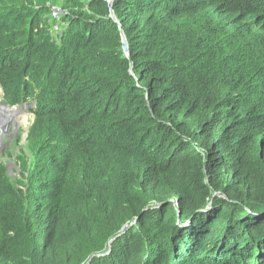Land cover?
Instances as JSON below:
<instances>
[{
	"label": "trees",
	"instance_id": "16d2710c",
	"mask_svg": "<svg viewBox=\"0 0 264 264\" xmlns=\"http://www.w3.org/2000/svg\"><path fill=\"white\" fill-rule=\"evenodd\" d=\"M0 86V264H264V0H0Z\"/></svg>",
	"mask_w": 264,
	"mask_h": 264
},
{
	"label": "rangeland",
	"instance_id": "374dc122",
	"mask_svg": "<svg viewBox=\"0 0 264 264\" xmlns=\"http://www.w3.org/2000/svg\"><path fill=\"white\" fill-rule=\"evenodd\" d=\"M56 4L59 5L60 2ZM202 70L203 66H200L198 73ZM5 106L11 109L12 112L8 113L4 111L2 108ZM34 106V103L30 101L10 103L8 98L4 95L3 88L0 86V112H3L0 114L2 116H0V165L5 167L6 174L12 180H17L21 175L22 170L18 156L26 152L27 136L33 121ZM262 108V106H258L256 110L259 112ZM254 113L255 111H252V114ZM253 122L254 127H259L257 118H253ZM255 129L256 128L251 131V135H253ZM251 137L252 136H248L246 141L251 140ZM254 137L255 140L251 141L250 146L247 147L254 153L264 151V134H255ZM199 153H201V150H199Z\"/></svg>",
	"mask_w": 264,
	"mask_h": 264
},
{
	"label": "bare ground",
	"instance_id": "6f19581e",
	"mask_svg": "<svg viewBox=\"0 0 264 264\" xmlns=\"http://www.w3.org/2000/svg\"><path fill=\"white\" fill-rule=\"evenodd\" d=\"M4 111H6V112H8V113H10V112H12V110L11 109H8L6 106L5 107H3L2 108ZM3 112H0V114H2ZM8 113H7V115H8ZM1 116V115H0ZM6 116V115H5ZM2 117V116H1Z\"/></svg>",
	"mask_w": 264,
	"mask_h": 264
},
{
	"label": "built area",
	"instance_id": "2783aa9c",
	"mask_svg": "<svg viewBox=\"0 0 264 264\" xmlns=\"http://www.w3.org/2000/svg\"><path fill=\"white\" fill-rule=\"evenodd\" d=\"M52 15H53V17H55V18H58V17H59V14H58L57 11H53V12H52Z\"/></svg>",
	"mask_w": 264,
	"mask_h": 264
},
{
	"label": "clouds",
	"instance_id": "9594fccd",
	"mask_svg": "<svg viewBox=\"0 0 264 264\" xmlns=\"http://www.w3.org/2000/svg\"><path fill=\"white\" fill-rule=\"evenodd\" d=\"M53 11H57V12L59 11V12H60L59 8H57V9H53V10H52V12H53ZM52 16H53V15H52ZM53 28L55 29V28H56V26H53ZM124 49H126V47H125V46H124ZM34 105H35V103H34ZM34 107H35V106H34ZM33 117H34V116H33Z\"/></svg>",
	"mask_w": 264,
	"mask_h": 264
},
{
	"label": "water",
	"instance_id": "95a60500",
	"mask_svg": "<svg viewBox=\"0 0 264 264\" xmlns=\"http://www.w3.org/2000/svg\"><path fill=\"white\" fill-rule=\"evenodd\" d=\"M126 47V45H124Z\"/></svg>",
	"mask_w": 264,
	"mask_h": 264
}]
</instances>
